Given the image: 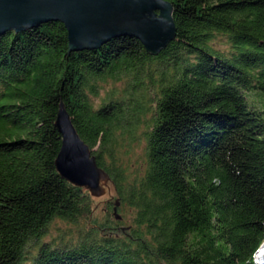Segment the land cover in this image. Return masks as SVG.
<instances>
[{
    "label": "trees",
    "instance_id": "trees-1",
    "mask_svg": "<svg viewBox=\"0 0 264 264\" xmlns=\"http://www.w3.org/2000/svg\"><path fill=\"white\" fill-rule=\"evenodd\" d=\"M166 1L176 38L158 55L129 36L68 55L61 22L0 34V264H255L264 111L246 93H264V0ZM61 103L118 199L101 220L57 171ZM56 221L68 239L47 240Z\"/></svg>",
    "mask_w": 264,
    "mask_h": 264
},
{
    "label": "water",
    "instance_id": "water-1",
    "mask_svg": "<svg viewBox=\"0 0 264 264\" xmlns=\"http://www.w3.org/2000/svg\"><path fill=\"white\" fill-rule=\"evenodd\" d=\"M173 12L166 0H0V34L61 22L68 32V55L70 51L98 50L112 39L126 36L138 39L150 54L158 55L176 38ZM56 127L62 137L58 173L93 197L104 196L110 190V176L97 165L64 103Z\"/></svg>",
    "mask_w": 264,
    "mask_h": 264
},
{
    "label": "rangeland",
    "instance_id": "rangeland-1",
    "mask_svg": "<svg viewBox=\"0 0 264 264\" xmlns=\"http://www.w3.org/2000/svg\"><path fill=\"white\" fill-rule=\"evenodd\" d=\"M114 85L112 83H106L104 84L100 95L96 98H93V102L96 108L100 107L103 103V101L106 99L108 93L113 89ZM117 88L121 89L124 88L123 85L117 83ZM246 96L248 98V101L251 105L255 106L256 108L264 111V93L261 92H249L246 93ZM131 145V144H130ZM129 144H126V147L128 148L130 146ZM145 140L142 134V129L138 133V138L136 142H134L127 151L130 152L129 156L126 158V161L133 163L137 167L142 164L145 157ZM116 194L114 193V190L111 188L106 194L102 197H95L93 208L94 212L98 215L99 219L101 220L103 217L107 216V205L109 202H112V205H114L117 202ZM117 214V215H116ZM114 216L113 218L118 221H123V225L126 226L129 223L128 217H123L122 212L115 209L112 213ZM119 217V218H118ZM101 222V221H100ZM121 227V228H124ZM71 230H69V227L66 225V223H63L61 221H56L52 224L49 232V236L47 237L48 241L52 240H59L60 238L68 239L70 237Z\"/></svg>",
    "mask_w": 264,
    "mask_h": 264
}]
</instances>
